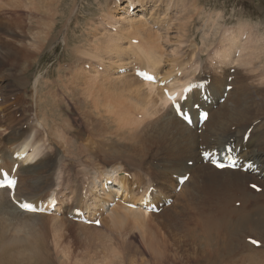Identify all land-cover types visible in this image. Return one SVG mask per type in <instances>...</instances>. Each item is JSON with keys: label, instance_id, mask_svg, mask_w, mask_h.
I'll return each instance as SVG.
<instances>
[{"label": "bare ground", "instance_id": "bare-ground-1", "mask_svg": "<svg viewBox=\"0 0 264 264\" xmlns=\"http://www.w3.org/2000/svg\"><path fill=\"white\" fill-rule=\"evenodd\" d=\"M60 2V0H51V3L49 0H0L2 6L7 4L10 7L2 13L0 5L2 22L0 28L3 30L1 31L3 33H0V44H3L0 47V170L4 168L11 171L15 163L19 164L16 172L18 184L15 188V200L37 203L49 198L50 201L52 197H56L59 202L56 211L50 214L30 213L19 208L11 199L8 189H0V264H119L118 258L112 262L111 258H106L104 255L97 258V255L75 254L72 241H64V223L69 222L65 218L69 219L78 209L84 210L91 220H100L103 225L112 228L127 227L130 231L139 230V225L135 223L141 221L143 226L140 227H145L144 230L148 235L143 237H147L148 240L140 241L143 242L144 252H152L154 263H163L165 260L168 245L165 237L169 236L174 229L180 232L179 222L180 224L186 222L192 231L184 232L182 234L184 237L177 235L184 239L187 245L193 244L194 248H197L194 252L196 257L193 258L197 261L196 264H264V122L261 124L258 120L257 123L254 122L256 120L250 122L254 111H264V90H260L259 95L249 93L243 80L232 83V91L227 92L225 89L228 84H231V81L225 77L226 68H233L242 61L240 66L249 64L253 70L255 63L253 60L257 58L258 53L255 48L248 44L241 47L239 32L228 34L230 36L227 46H223L222 50L217 52L220 65L219 69L214 68V70H217L219 75H214L208 85L211 103L202 100L198 90L190 93L188 100L184 103L190 108L198 103L209 111L207 121L203 126H199L198 111L193 110L195 123L191 127L173 112L171 106L168 109V101L163 95L162 88L141 80L135 75V71L137 69L152 71L161 80L167 81L166 87L171 90L183 87L191 80L203 81L207 78L206 74L203 71L198 73L200 63L197 61L193 64L195 60L192 57L187 62L186 60L176 62L179 60L181 45L185 44V40L180 43L182 39L175 47L174 57L171 59L175 63L170 64L168 70L161 67L165 63L164 49H168L161 45L168 35H163V31L168 27L167 32L169 33L170 29L173 32L172 24L157 26L155 23L151 24L147 16L138 14L141 10H135L137 8L135 5L141 0L137 2L124 0L121 4L111 6L107 17H97L101 20L99 23L102 28L100 25L95 28L102 37H95L93 47L97 49L95 53L92 52L94 59L89 62L90 67L92 62L97 63L95 68L90 71L82 70L81 77H73L68 81L53 78V76L50 78L54 70H49L48 78L39 77L35 79L33 87H29L33 80L30 74L34 72L35 64L40 61L38 59L43 44L39 42L42 38L46 41V37H40L37 40L32 36L33 44L31 45L30 42H23L21 38H17L18 32L15 33V30L21 29L20 36L29 38L30 31L29 29L28 32L26 31L24 22L28 23L31 13L35 10L49 18L53 6L59 8ZM154 3H156L155 7L162 8L165 0H153ZM122 4L125 5L123 8H121ZM170 11L172 9H168L164 14ZM18 15L22 20L13 18ZM183 16L179 15L177 20H181ZM5 19L13 24L5 23ZM56 27L57 24H54L53 29ZM175 37L174 34L172 38ZM101 48L107 49L105 60L98 59V50ZM126 50L128 55L133 54V58L140 61L139 65L134 66L132 75L127 69H123L125 72H121L122 69L115 72L120 64H126L123 58ZM260 60L262 62L261 57ZM55 63L60 65L59 61ZM179 73L183 76H178ZM263 78L264 76H261L260 80ZM64 87L71 89L69 93L72 94L74 108L87 128L90 129L93 126L103 131L106 126L112 127L110 123L124 125L126 130H130V135L146 147L151 149L156 146L160 152L161 148L166 150L164 153H158L156 158L155 155L152 156L153 160L161 162L160 164L157 161L155 169L156 174L161 173L164 180H167L170 175L169 171L177 178L190 173L187 184L189 187L193 180L192 200L194 199V203L198 206L189 209L187 206L191 200L189 201L186 197L184 204L175 205L181 208L180 217L173 214L174 205L169 207L166 206L167 203H164L171 196L165 186L162 188L167 193L162 191L161 197L157 198L152 194V201L163 204L161 213L166 214L163 220L157 223L159 225L162 222L168 226L163 233L164 239L157 237L153 229L151 219L157 218L156 214L146 213L140 206L142 194L148 188L138 195L140 179L136 178L134 181V178L129 177L130 175L125 173L122 175L121 166L113 170L111 174H107L108 172L106 173L104 169L105 173L99 170H97L99 173H96L94 169L93 172L90 168L81 167L76 173L79 174L77 178L64 177L66 164L62 168L59 167L63 165V157L59 156L58 146H53L35 164H28V161L34 158L33 155L41 150L40 145H44L46 141L51 144L50 139L53 135L61 139L62 144H66V154L68 156L74 154L73 158L81 164L84 163L81 161L83 158H94L95 152L98 151L96 146L86 148L80 142H75L76 136L74 137L67 130L69 126L70 130L74 127H71V119H68L64 113V107H68L64 99ZM76 88L80 89L82 96L90 100L81 102V95L79 96ZM29 91L32 94H29ZM225 94L227 103L222 105L227 107L226 113L217 106L218 100L224 98ZM34 96L37 106L34 119L38 122L35 126L29 124V114L26 113L25 108L27 107L25 104ZM6 113H13V115L5 116ZM19 113H21L20 117L14 119ZM156 113L158 117H153ZM148 117L152 120L149 123H147L148 120L146 121ZM210 124L215 131L214 141L211 140L213 143L197 148L201 140L202 144L207 141ZM251 126V135L245 141V133ZM46 136L47 139H45ZM231 137H233L232 140ZM220 142H222L220 149H225L226 145H235V151L239 149L238 156L244 161H253L257 164L259 172L228 168L219 170L205 162L202 157L203 152ZM72 146H76L75 153L71 149ZM53 152L58 153V156L51 154ZM16 153L20 155L27 153V155L24 159H15ZM83 154L87 156H82ZM191 156H193L192 159ZM68 158L71 157H65V160L67 161ZM189 160H193V166L196 169H191ZM67 165L70 164L67 162ZM81 175L85 178L82 179ZM55 176L59 179L58 181H55ZM108 180H112V184H108ZM148 180L150 181L147 178ZM249 183L259 184L262 187L261 192L249 189ZM136 188L139 189L138 192ZM200 192H204L203 198L199 196ZM212 195L213 199L208 205L205 199L211 198ZM234 197L235 202H233ZM236 201L240 202L239 209ZM78 204L81 206L77 207ZM128 204H135L137 207L132 209L127 206ZM65 211H68L67 216L62 214ZM96 213L100 216L95 217ZM80 226L86 231L88 241H92L90 243H95L94 239L98 241L106 239L99 229L83 223H80ZM249 238L260 241L261 245L254 246L248 242ZM183 241H180V244H184ZM123 243L127 245L124 244L126 249L123 247L125 253L124 257H121L123 258L121 263L151 264L149 259L141 255L140 247L136 246L134 241ZM171 256L170 264H174L176 256L178 258L179 255L172 251ZM221 259H224L222 263H220ZM183 260L182 264H184ZM185 263L191 264L190 261Z\"/></svg>", "mask_w": 264, "mask_h": 264}, {"label": "rangeland", "instance_id": "rangeland-1", "mask_svg": "<svg viewBox=\"0 0 264 264\" xmlns=\"http://www.w3.org/2000/svg\"><path fill=\"white\" fill-rule=\"evenodd\" d=\"M60 1H61L60 7L57 8L54 5L53 11L49 13L51 14L49 18H46L44 13L41 14L40 12L35 10L31 13L28 23L24 22V24H26L24 28L26 29V31L28 29L30 31V32L27 31L29 34V38L26 39L24 36H20L21 29L15 30V33L18 32V36H16L17 38H21L23 42L26 41L30 42L31 45L33 44L31 40L32 36L35 37L37 40L40 37H46V41L43 40L42 38V41L39 42L43 44L42 49L40 50L41 55L39 54L40 58L38 59L40 61H38L39 63L37 62L38 65L37 63L35 64V67L33 69L34 72L30 74L31 79L33 80L31 81L32 85L29 87H33V83L35 82V79L39 77L41 78L43 76V78H48V76H50L51 70H54V73L50 76V78H52L53 76V78H61L68 81L73 77L76 78L81 77L82 70L90 71V69L95 68L97 63L92 62L90 67L89 62L91 59H94V57L92 56V52L96 51L97 49V48L94 49L93 47V41L95 37L97 36L102 37L99 31L95 28L98 25H100V27L102 28L101 24L99 23L101 20L98 18L107 17L109 10H111V8L114 5L116 6L118 4H121V2H123L124 0H75V1L60 0ZM134 1L137 2L138 0H134ZM49 3H51V0H49ZM155 5L156 3L153 4V0H141V2L136 3L135 6L137 8L135 10H141L138 14L142 13L143 15L147 16L149 18L148 21L151 24L155 23L157 26L160 24L165 25L166 23L172 24L174 33L171 31V29L169 30L168 33L167 32L168 27H166V30L163 31V35H167V34L168 35L163 39L161 45L167 47L168 49L167 50L164 49V52L166 53L163 57V61L165 63L162 64L161 67H164L165 70H168L169 65L175 63V61L171 59L174 57L173 54L175 47L178 45L179 40L182 39L180 43L183 40H185V44L181 45L179 60L176 62H185V60L187 62V60L190 57L194 58L195 62L193 64H196L197 61H199L200 63L198 68V73L200 71H203L204 74H206L207 78L203 80L206 79L211 80L214 78L213 77L214 75H219V72H217V70H214V68L219 69L218 66L220 65L219 59L217 57V52L221 51L223 46H227L230 36V35L228 36L229 33L239 32L241 36L240 46L242 47L245 44H248L249 46L252 45V47L255 48V51L258 53H257V58L253 60L255 62L253 70H252V66L249 64L244 67L240 66L242 61H239L233 68L231 67L226 68L225 77L229 81H231V84H228L227 86L229 85L232 86V89L229 91L233 90L232 83L234 82L236 83L239 80L244 81L243 84L247 86L249 93L252 92L255 95L257 94L259 95V91L264 90V78L263 80L262 79L260 80V77L264 76V56H263L264 0H165V4L162 5V8L155 7ZM169 5H171V7ZM7 6H8L7 4H3V6L1 5V11H3L2 13L6 12V8L7 10L10 9V7ZM124 6L125 5L122 4L121 8H123ZM168 9H172V11L168 12L167 14H164ZM179 15L183 16L181 20H177ZM13 18L22 20L20 15L15 16ZM174 19H176L177 21L175 20L176 21L175 22ZM5 23H9V20L5 19ZM9 24H13V23H9ZM54 24H57V27L55 29H53ZM0 25H2V22L0 23ZM13 28L15 29V25H13ZM1 31L3 30L0 28V33H3ZM174 34L176 35V37L173 39L172 36H174ZM3 35L6 36L5 34ZM2 46L3 44H0V47ZM106 52L107 49L105 48L99 49L98 59L105 60L104 57ZM125 54L123 58L126 60V64L124 65L120 64L119 68L115 69V72H119L120 69L122 70L127 69L128 72L132 75L134 66L139 65L140 61L133 58L134 57L133 54L128 55V50H126ZM171 54L173 56H171ZM260 57L262 59V62L260 60ZM251 59H253V57ZM57 61H59L60 65L55 63ZM103 64L105 63L103 62ZM126 65L127 67H124ZM130 65L131 67H129ZM59 66L60 68H58ZM47 70H48V74H47ZM102 71L104 70L102 69ZM91 72L94 73V71ZM181 74L180 76H183ZM192 81L193 80H191V82ZM63 90H64V99L68 105V107L67 106L64 107V113L66 114V117L68 119H71L72 122L71 127H74V129L70 130V126H69L67 130L70 131L71 135H74V137L76 136L75 142H80V144H82L86 148L89 147L91 148L92 145L96 146L98 151L95 152L94 158H92L90 155L89 157L91 158L88 159L83 158L81 161H84V163L81 164L78 162L77 159L73 158L74 154H72L71 156H68L66 154V149H65L66 144L65 143L62 144L61 139H58L56 138V136L53 135L52 138L50 139L51 144H49L48 141H46L44 145L43 144L40 145L41 152L39 151L38 153H35L33 155L34 158L30 159L28 161V164L30 165L35 164L37 160L45 156L53 146H58L60 148L59 156L63 157L62 160L63 165L59 167L62 168L64 167V164H66V166L64 167V177H68L72 179L75 177L77 178L79 174L76 173H78V170L81 167L90 168V171H93L94 169L96 173L98 172L97 170H99L100 172H104V170H106L105 171L106 173L107 172L111 173V171L121 166L122 168L120 167L121 168L120 170L122 175L124 173L130 175L129 177L134 178L133 179L134 181H136L135 180L136 178L140 179L139 180L140 191L139 189L138 190L136 189L137 192L139 191L142 193V191L145 190L146 188L152 187L153 186L152 184L154 185L157 184L156 186L158 187L154 186L155 191L153 192V195L157 197V193L159 192V190H161L162 186H165L166 189L170 192L169 194H171V196H169V199H171L172 203L171 204L167 203V201L164 203H167L168 205L166 204V206L169 207L174 205V208L172 210L174 215L177 214L179 216V213H181L180 212L181 208H179L178 206L176 207L175 205L184 204L186 197L189 198V201L190 200L191 202L193 201L192 203L190 202L188 204L187 207L189 209L196 208L198 206L196 203H194L195 202L194 199L192 200L193 194L191 193L193 191L192 189L194 185L193 180L189 184V187L187 184L188 182L187 180L183 184V186L185 185L186 187L182 186L181 189H179L178 178L173 176L171 171H169L170 175L168 174L169 176L167 177V180H164L161 173L156 174L157 171L155 169V165L157 164L158 160L157 161L156 159L153 160L152 156L155 155L156 158V155L158 153L161 154V152L162 153H164V151L166 152L165 149L161 148V152H160V150H158L156 146H154L151 149L146 147L145 144L137 141V138H133V135H130L129 132L130 130H126L123 127L124 125L119 126L116 123H110L112 127L108 128V126H106V128L103 131H100L98 128H93V126L90 129L87 128L84 125L83 119L79 115L78 111L75 110L74 108V101L71 97L72 94L69 93L71 89L64 87ZM76 90L79 92V96L81 95L80 96L81 102L84 103V101L90 100V98H86L84 97V95L82 96L80 89L76 88ZM29 94H32V92L29 91ZM31 99L32 100L30 102L25 104V106H27L25 108H26V113L29 114V121H28L29 124L35 126L36 124H38V122L35 121L34 119V114L37 109L35 103V96L32 97ZM221 99L218 100L217 106H219L220 110L226 113L227 107L225 105H222V103H227V102L225 100L222 101ZM167 105L169 109L171 105L169 103ZM27 109L29 110L27 111ZM252 114L254 115L250 119V122L254 120H256L254 121L255 123H257V120L259 121L260 124L264 122V111L263 112L254 111V113ZM6 115L12 116L13 113H6L5 116ZM20 115L21 113L16 114L17 117L14 116L13 117L14 119H17L18 117H20ZM153 117H158V114L156 113L155 115H153ZM146 121L147 123H149L152 120H150L148 117L146 118ZM24 127L26 128V125H24ZM200 129L203 130V128ZM207 134H208L207 141L204 144H202L203 141L201 140L198 143L197 148L198 147L201 148V146H208L211 143H213L212 141H214L215 131L212 130L211 124ZM199 135H202V133H199ZM47 138L48 137L46 136L45 139ZM232 138L233 137H231V140ZM220 144H222V142L216 143V145L210 147L208 151H211L213 148L215 149L221 148L222 146H220ZM76 146L71 147L74 153L76 150ZM51 154L55 155V157L58 156V153L55 152ZM82 156H87V154H83ZM65 157H71V158H68V160L66 161ZM190 158L192 159L193 156H191ZM67 162L70 165H67ZM188 162L189 164L190 162H192L191 163L192 165H190L191 169H196L193 166V160H189ZM159 163L161 164V162ZM100 166H102V168ZM81 177L82 179L85 178L84 175L83 176L81 175ZM147 178L150 179V181L149 180L147 181ZM56 180L58 181L59 179H56L55 176V181ZM251 184H255V183L248 184L249 189L254 190L253 188H251ZM221 189L222 187L220 188V190ZM162 191L165 192V190L163 189ZM203 193L204 192L199 193V196L202 198L205 196V194L202 196ZM239 196L238 198H240ZM235 197L233 202H235ZM196 199L198 200V198ZM211 199H213V195L211 196V198L205 199L206 200L205 202L209 205L211 203L210 202ZM236 202H237L236 206L239 209L241 207L240 202L239 201ZM79 206L81 205L78 204L77 207ZM161 212L154 213L156 214L157 218L153 217L151 220L154 225L153 229L154 232L156 233V236L161 239H164L163 233L165 232L166 228L168 229V226L164 225L162 222H161L162 224L159 223V225H157L158 222L163 220L162 219L163 216L166 215ZM165 213L168 214V212ZM96 214L97 215H95V217L100 216L99 213ZM63 215L67 216L66 212ZM190 216L193 217L192 215ZM65 220L69 222L64 223L65 224L63 227L64 241L66 242L72 241L74 245L73 250L75 254L79 255L83 253L80 256L97 255V258H101V255H104V257L106 258H111L112 262L118 258L117 260L119 261V264H123L121 263V261L123 262V258L121 257H124V253H125L123 251V247L124 249H126L125 245H127L123 242L134 241L135 245L140 247V252H142L141 255L149 259L151 264H170V261L172 260L171 259L172 251H175V253L179 255L178 258L176 256L174 264H182L183 259H184L183 260L184 264H186L185 261H190L191 264L197 263V261L193 259L196 257V253L194 252L196 251L197 248H194L195 245L194 246L193 244L187 245L186 242L183 241L184 239L179 238V236L184 237V235H182L184 232L192 231V229L189 228L186 222L183 224H180L179 222L180 232L174 229V231H172L169 236L165 237V239L167 238L168 241V245L166 247L167 253L164 258L165 260L163 261V263L161 262L154 263L155 261L153 259L152 252H146V251L144 252V249L142 247L143 242L140 241L143 239L148 240L147 238L148 235H146L147 232L144 230L145 227L144 228L140 227L143 226V223H141V221L140 222L137 221L141 224L137 222L135 223L139 225V230H131V231L127 227L112 228L103 225V223H101V226L87 225L99 229V231H101V233L104 236H106V239H104V241H98L94 239L95 243H90L92 241H88V235L86 231L81 228L79 222L73 221L71 218L69 219L65 218ZM131 222H133L132 219ZM141 229H143L145 232L143 230L141 231ZM113 230L115 232H113ZM143 236H147V237L145 238ZM179 240L183 241L184 244H180ZM127 251H129L128 248ZM179 257L182 259H180ZM223 261L224 259H221L220 263H222Z\"/></svg>", "mask_w": 264, "mask_h": 264}, {"label": "snow or ice", "instance_id": "snow-or-ice-1", "mask_svg": "<svg viewBox=\"0 0 264 264\" xmlns=\"http://www.w3.org/2000/svg\"><path fill=\"white\" fill-rule=\"evenodd\" d=\"M176 108H177V106L174 105L173 106V112L174 113L176 112ZM183 111H184V105H179V112L183 113ZM187 122H189V123L191 122V118L190 117L188 118ZM220 166L223 167V165H220ZM17 184H18L17 179L12 178L10 172L0 170V189L14 190L16 188ZM252 188L253 189H258V186L253 184ZM11 198L14 199V196H12ZM35 208H36V206L32 204L30 206V208H28L26 210H33ZM96 223L98 224L99 221H96Z\"/></svg>", "mask_w": 264, "mask_h": 264}]
</instances>
